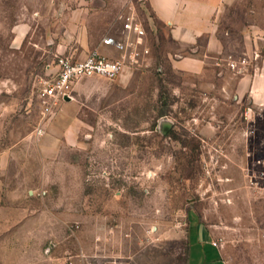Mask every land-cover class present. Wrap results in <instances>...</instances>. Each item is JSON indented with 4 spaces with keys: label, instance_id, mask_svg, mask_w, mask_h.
I'll use <instances>...</instances> for the list:
<instances>
[{
    "label": "rangeland",
    "instance_id": "1",
    "mask_svg": "<svg viewBox=\"0 0 264 264\" xmlns=\"http://www.w3.org/2000/svg\"><path fill=\"white\" fill-rule=\"evenodd\" d=\"M129 14L148 53L45 110L56 56L125 38ZM148 16L144 0H0V264H185L195 221L228 264H264V110L175 72ZM248 22L264 0L226 11L236 57Z\"/></svg>",
    "mask_w": 264,
    "mask_h": 264
},
{
    "label": "crops",
    "instance_id": "2",
    "mask_svg": "<svg viewBox=\"0 0 264 264\" xmlns=\"http://www.w3.org/2000/svg\"><path fill=\"white\" fill-rule=\"evenodd\" d=\"M239 1L144 0L150 15L145 25L147 29L151 25L155 27L156 45L159 43V49H165V57L175 72L194 75L200 83L213 85L216 81L220 82L221 90L224 93L230 90L237 102L247 101L264 110V25L251 22L243 25L239 30L242 36L239 51L242 55L238 57L233 54L232 50L236 47L227 39L228 31L223 27L226 11ZM242 1L249 3V0ZM253 11L248 8L246 14L251 16ZM150 19L156 23H149ZM170 43L173 46L167 48ZM89 47L79 58L92 49L110 58L121 56L119 51L102 44L101 39ZM228 57L246 59L241 72L228 66ZM208 71L211 78L204 80ZM185 264H228L219 245L200 221L191 225Z\"/></svg>",
    "mask_w": 264,
    "mask_h": 264
},
{
    "label": "built area",
    "instance_id": "3",
    "mask_svg": "<svg viewBox=\"0 0 264 264\" xmlns=\"http://www.w3.org/2000/svg\"><path fill=\"white\" fill-rule=\"evenodd\" d=\"M123 28L126 31L125 38H118L112 34H106L101 38V43L114 48L121 53L119 58H110L96 49L90 50L83 58L74 55L60 54L56 56L55 68L49 78L42 81L38 91V98L45 110L60 101L71 98L74 85L81 79L90 76H102L108 79L117 77L126 64L137 62L139 55L148 53L144 46L145 30L133 14L124 17ZM246 59L234 60L228 57L227 64L231 69L241 72ZM251 109H246L245 113ZM41 131L40 128L37 129ZM213 244H216L213 242Z\"/></svg>",
    "mask_w": 264,
    "mask_h": 264
},
{
    "label": "water",
    "instance_id": "4",
    "mask_svg": "<svg viewBox=\"0 0 264 264\" xmlns=\"http://www.w3.org/2000/svg\"><path fill=\"white\" fill-rule=\"evenodd\" d=\"M65 99H66V100H68V99H69V97H65Z\"/></svg>",
    "mask_w": 264,
    "mask_h": 264
}]
</instances>
